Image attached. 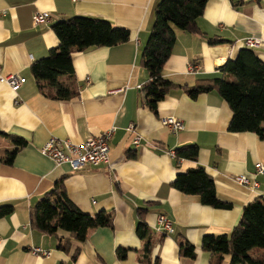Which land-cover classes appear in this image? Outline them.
Returning <instances> with one entry per match:
<instances>
[{"label": "crops", "instance_id": "obj_1", "mask_svg": "<svg viewBox=\"0 0 264 264\" xmlns=\"http://www.w3.org/2000/svg\"><path fill=\"white\" fill-rule=\"evenodd\" d=\"M160 1L0 0V75L25 78L16 92L0 81V132L26 142L11 164H5L14 147L0 136V205L14 206L10 216L0 219V264H214L212 255L202 249L203 237L229 234L247 203L264 200V174L254 177L256 164H264V141L255 133L228 131L232 113L216 89L192 100L186 89L174 88L158 103L156 113L145 106L148 75L140 54ZM236 1L237 6L231 0L207 1L197 20L203 36L176 31L163 68L165 78L185 87L222 78L218 69L245 48L243 39L249 37L260 40L251 50L264 61V0ZM37 13L49 17L34 25ZM72 17L108 21L129 30L130 40L74 53L70 89L76 94L54 99L50 97L54 91L38 89L29 68L58 45L52 25ZM208 38L223 42L210 46ZM189 66L195 71L189 72ZM60 82L71 81L62 77ZM166 117L182 121L184 129L172 132L162 125ZM129 125L133 133L126 130ZM111 127L115 132L109 143L110 169L88 166L74 171L40 152L49 139L79 144ZM134 136L139 137L137 146ZM189 144L199 147L197 160L176 164L168 152ZM197 166L213 178L217 198L231 208L204 206L198 197L170 188L177 174ZM235 175L246 176L251 183L255 179L258 187L238 185ZM59 180L81 212L109 213L112 227L91 230L84 242L71 240L66 250L58 246L63 233L46 235L33 228L30 209ZM143 208L150 233L148 251L135 232ZM159 216L171 222V233L159 231ZM184 242L194 247L192 256L182 253ZM33 249L49 254L35 255ZM118 249L127 250L122 260L116 256ZM249 255L264 259V250L255 248ZM229 260L226 255L221 264Z\"/></svg>", "mask_w": 264, "mask_h": 264}, {"label": "trees", "instance_id": "obj_2", "mask_svg": "<svg viewBox=\"0 0 264 264\" xmlns=\"http://www.w3.org/2000/svg\"><path fill=\"white\" fill-rule=\"evenodd\" d=\"M207 1L161 0L157 5L149 37L140 54V63L148 75L143 86L145 106L152 113H156L158 103L174 88L186 89L187 96L192 100L200 94L216 89L232 113L228 131L255 133L264 141V61L251 48H241L234 59L227 60L218 69L224 77L214 78L210 82L185 87L174 84L163 76V68L175 43L176 31L203 36L197 27V20L203 15ZM231 3L233 6L239 4L233 0ZM52 30L58 39V45L50 49L46 57L34 61L29 72L39 90L47 87L54 91V96H50L54 99L65 100L76 94L70 89L73 84L74 53H81L90 48L113 47L130 40L129 30L97 18L72 17L55 23ZM206 42L214 46L221 44L223 40L208 38ZM62 77L71 81L70 84L61 83ZM0 136L8 138L13 144L14 149L7 152V158L4 160L5 164H11L18 149L25 146L26 142L2 132ZM172 152L176 164L180 160L196 161L199 147L196 144L182 145ZM128 156L134 157L131 154ZM170 188L184 195L198 197L204 206L214 209L232 207L230 203L217 198L214 180L201 166L177 174L170 183ZM13 212V205H0V219L10 216ZM145 213V208L139 209L140 219L135 232L139 239L145 240L144 247L148 251L150 233L142 219ZM29 215L31 226L42 234L63 233L58 245L62 250L68 248L71 240L84 242L91 230L112 227V216L109 213L98 212L90 215L81 212L68 199L62 180L57 181L54 187L36 202ZM182 244V253L192 256L194 247L187 242ZM201 246L212 255L214 264H221L226 255L230 257L228 264H264V259H253L249 255L252 249L264 250V200L256 198L247 203L242 209L238 223L229 234L206 235ZM77 252L73 255V260ZM126 253V249H118L116 256L122 260Z\"/></svg>", "mask_w": 264, "mask_h": 264}, {"label": "built area", "instance_id": "obj_3", "mask_svg": "<svg viewBox=\"0 0 264 264\" xmlns=\"http://www.w3.org/2000/svg\"><path fill=\"white\" fill-rule=\"evenodd\" d=\"M236 1V0H233ZM255 1V0H252ZM47 13H37L33 16L32 21L34 25H38L48 19ZM260 44V40L257 38H245L243 39V45L246 48H256ZM189 72H193L194 67L189 66ZM0 81H4L9 85L12 91L16 92L19 87L25 82V78L18 75L1 76ZM162 125L176 133L184 129L182 121L173 117H166L162 121ZM128 132H134V128L130 125L126 128ZM115 128L111 127L97 136H90L79 144L71 143L68 140L49 139L45 145L41 148L40 152L43 156L47 157L55 164L66 163L74 171L82 170L85 167H98L104 166L111 168L109 160L110 140L113 137ZM132 143L134 146L139 144V137L134 136ZM170 156L173 157L174 153L171 151ZM264 174V164L258 163L255 166L254 177ZM233 181L240 186L252 187L256 189L258 187L257 181L254 179L253 183L250 179L243 175L233 176ZM157 223L160 225L159 231L165 233H171V222L164 216L157 218ZM158 230V228H157ZM32 253L35 255L42 254L47 256L48 252H43L40 249H33Z\"/></svg>", "mask_w": 264, "mask_h": 264}, {"label": "rangeland", "instance_id": "obj_4", "mask_svg": "<svg viewBox=\"0 0 264 264\" xmlns=\"http://www.w3.org/2000/svg\"><path fill=\"white\" fill-rule=\"evenodd\" d=\"M187 69H191V68H190V67H188ZM195 69H198V66H196V67H195ZM129 126H130V125H129ZM129 126H128V127H129ZM128 127H127V128H128Z\"/></svg>", "mask_w": 264, "mask_h": 264}, {"label": "bare ground", "instance_id": "obj_5", "mask_svg": "<svg viewBox=\"0 0 264 264\" xmlns=\"http://www.w3.org/2000/svg\"><path fill=\"white\" fill-rule=\"evenodd\" d=\"M11 89V88H10ZM12 90V89H11ZM14 92V91H13Z\"/></svg>", "mask_w": 264, "mask_h": 264}]
</instances>
